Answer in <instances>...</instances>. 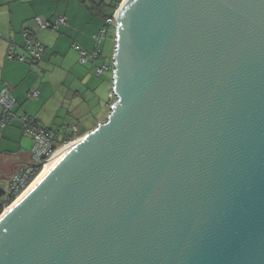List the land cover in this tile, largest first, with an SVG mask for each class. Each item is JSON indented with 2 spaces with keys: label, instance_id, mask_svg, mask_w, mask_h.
Masks as SVG:
<instances>
[{
  "label": "water",
  "instance_id": "1",
  "mask_svg": "<svg viewBox=\"0 0 264 264\" xmlns=\"http://www.w3.org/2000/svg\"><path fill=\"white\" fill-rule=\"evenodd\" d=\"M106 121L0 216V264H264V0H124Z\"/></svg>",
  "mask_w": 264,
  "mask_h": 264
},
{
  "label": "crops",
  "instance_id": "2",
  "mask_svg": "<svg viewBox=\"0 0 264 264\" xmlns=\"http://www.w3.org/2000/svg\"><path fill=\"white\" fill-rule=\"evenodd\" d=\"M66 17L58 31H36V39L45 47L41 61L22 63L8 60L13 42L22 53L23 32L35 29L34 19L55 22ZM105 20L86 7L81 0H0V92L9 87L17 101V112L40 123L53 132L77 126L85 135L106 121L115 97L112 91L113 71L96 73L108 61L112 64L115 36L106 40V51L95 60L82 64L77 44L94 54V36ZM38 91L36 99L28 93ZM104 103L101 116L95 110ZM59 127L55 129V125ZM56 130V131H55ZM32 142L22 130L21 122L0 129V192L8 190L12 176L30 162Z\"/></svg>",
  "mask_w": 264,
  "mask_h": 264
},
{
  "label": "built area",
  "instance_id": "3",
  "mask_svg": "<svg viewBox=\"0 0 264 264\" xmlns=\"http://www.w3.org/2000/svg\"><path fill=\"white\" fill-rule=\"evenodd\" d=\"M115 14L112 18L105 20L106 27L115 26ZM66 20V17L60 16L52 23L44 21L40 17L35 18V29L23 32L25 40L23 52L19 53L20 48L12 42L8 48L7 59L22 63L40 61L45 54V47L35 38V32L38 30L58 31L60 26L66 23ZM106 27H103L99 34L94 36L96 41L94 54H89L77 44L74 45L75 50L80 54V63L85 64L90 60H95L104 39ZM106 70L113 71V64L106 63L103 67H97L96 73L101 75ZM38 96V91L28 93L30 99H36ZM16 108L17 101L11 89L7 86L2 88L0 92V129L12 125L15 121H20L22 130L31 137L33 146L30 153V162L12 176L8 190L0 195V210L2 209L0 216L25 192L45 165L52 161L61 147L79 140V129L77 126H72L64 134L56 133L45 128L32 118L19 115Z\"/></svg>",
  "mask_w": 264,
  "mask_h": 264
},
{
  "label": "trees",
  "instance_id": "4",
  "mask_svg": "<svg viewBox=\"0 0 264 264\" xmlns=\"http://www.w3.org/2000/svg\"><path fill=\"white\" fill-rule=\"evenodd\" d=\"M122 1H124V0H81V2L84 3L88 9L99 14L104 20H107V19L113 17V15L119 9ZM35 36H36V32H35ZM22 49H24V45H23ZM97 55H99V53ZM107 63H109V61ZM112 64H113V62H112ZM80 135L81 134H80V130H79V136ZM1 194H3V193L0 192V195ZM1 213H2V209L0 210V214Z\"/></svg>",
  "mask_w": 264,
  "mask_h": 264
},
{
  "label": "bare ground",
  "instance_id": "5",
  "mask_svg": "<svg viewBox=\"0 0 264 264\" xmlns=\"http://www.w3.org/2000/svg\"><path fill=\"white\" fill-rule=\"evenodd\" d=\"M76 142L71 143L69 145H66L64 147H61L55 157L45 165V167L42 169V171L39 173V175L34 179V181L31 183V185L25 190V192L9 207L6 209L5 213L12 208L17 202H19L28 192H30L44 177L45 175L56 165L58 160L63 157L69 150L74 146Z\"/></svg>",
  "mask_w": 264,
  "mask_h": 264
},
{
  "label": "rangeland",
  "instance_id": "6",
  "mask_svg": "<svg viewBox=\"0 0 264 264\" xmlns=\"http://www.w3.org/2000/svg\"><path fill=\"white\" fill-rule=\"evenodd\" d=\"M123 2V1H122ZM122 4V3H121ZM120 4V5H121ZM104 27H106L105 25H104ZM111 28H113V30H112V34H113V32H114V36H115V28L114 27H106V33H105V35H104V39H103V41H102V43H101V46H100V51H106V50H104V49H106V40H107V38H109V36H110V32H111ZM101 31V30H100ZM99 31V32H100ZM99 32L97 33V34H99ZM115 41V40H114ZM95 47H96V41H95ZM99 51V52H100ZM106 71H108V70H106ZM105 71V72H106ZM104 103H102V105H101V107H96L95 108V110L97 111V113L101 116V114L103 115L104 114V112H105V107H104ZM55 129H57L59 126L56 124L55 125ZM68 129H66V131H67ZM54 131V130H53ZM56 131V130H55ZM65 129H64V131L61 133V134H64L65 132ZM29 136V135H28ZM83 136V135H82ZM81 135L79 136V138H81L82 137ZM30 140H31V142H32V139H31V137H30ZM32 146H33V143H32ZM32 146H31V149H32Z\"/></svg>",
  "mask_w": 264,
  "mask_h": 264
}]
</instances>
